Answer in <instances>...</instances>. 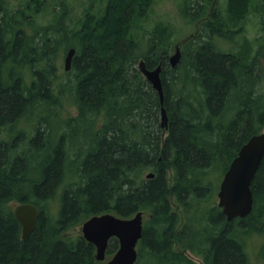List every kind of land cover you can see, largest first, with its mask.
Segmentation results:
<instances>
[{
	"label": "trees",
	"instance_id": "1",
	"mask_svg": "<svg viewBox=\"0 0 264 264\" xmlns=\"http://www.w3.org/2000/svg\"><path fill=\"white\" fill-rule=\"evenodd\" d=\"M151 2L0 0V135L10 131L0 139V264H104L71 228L94 214L137 211L149 218L135 264H197L186 250L203 264H252L246 239L264 234V155L246 217L226 220L216 197L222 176L213 174L223 175L240 146L264 128V0H226V15L216 7L182 45L175 67L170 26H146ZM194 11L192 19L204 15ZM250 12L263 32L256 47L244 35ZM217 39L231 46L220 49ZM69 47L73 70L61 75L55 56ZM141 58L147 68L161 63L166 130L159 96L137 67ZM66 93L74 116L51 130L37 115L30 136L14 131L37 109L50 114ZM11 202L38 207L25 239ZM117 247L110 238L106 257ZM259 254L264 264V250Z\"/></svg>",
	"mask_w": 264,
	"mask_h": 264
},
{
	"label": "water",
	"instance_id": "2",
	"mask_svg": "<svg viewBox=\"0 0 264 264\" xmlns=\"http://www.w3.org/2000/svg\"><path fill=\"white\" fill-rule=\"evenodd\" d=\"M184 41V40H183ZM182 40L180 43L183 42ZM173 53L168 61L171 67L177 66L181 56L178 43L174 44ZM74 47H70L63 58L64 70H69ZM137 67L147 82L157 92L160 100L159 125L167 128V114L163 105V87L160 77L161 63L147 68L144 59L137 62ZM264 67V66H263ZM264 155V128L250 136L231 160L223 173L216 193L217 205L227 221L249 215L253 207L251 182ZM153 172L145 177H153ZM38 207L32 202H20L13 206L15 219L21 225V237L25 239L34 229L38 216ZM143 211H137L130 217L117 216L110 212L94 214L81 223V234L95 246V259L104 264H135L137 260V242L143 229ZM115 237L118 247L106 258V248L110 238Z\"/></svg>",
	"mask_w": 264,
	"mask_h": 264
},
{
	"label": "rangeland",
	"instance_id": "3",
	"mask_svg": "<svg viewBox=\"0 0 264 264\" xmlns=\"http://www.w3.org/2000/svg\"><path fill=\"white\" fill-rule=\"evenodd\" d=\"M186 0H152L150 3L148 10L146 9V14H147V22L146 26H153L155 22H161V21H166V23L170 26L171 31L173 33V36L171 37V48H170V54L171 52L173 53L172 46L175 41L176 43H180V41L185 38L192 30H193V23L190 22L187 17H185V12H186ZM226 0H217V8L221 9L225 15H226ZM47 19H49L48 16L46 17H38L39 22H47ZM245 27H244V35L247 36L248 39L252 40V43L256 47L257 45L260 44V40H258V36L263 35L262 30H261V23L259 20L258 16L253 15L252 12L248 14L245 18ZM145 34H140V49L144 51L145 49ZM237 39H240L243 37V34H239L236 36ZM218 47L220 49H228L229 46H231L228 42H223L222 40L216 41ZM141 51V52H143ZM140 52V53H141ZM61 53V54H60ZM65 52L64 51H59L58 52V64H59V73L62 75L63 72L66 73L63 69V58H64ZM61 62V63H60ZM62 64V66H61ZM263 65H264V59H263ZM64 70V71H63ZM60 80H64V78H60ZM69 94L66 93L64 95V98L60 101V103L56 106V108L52 109L50 114L46 112L45 109H39L37 110L36 114L33 115V113L28 114V116H25L20 120V123H17L15 126L14 131L16 130H25L30 136L33 133L34 127L38 122L37 115L44 119H48L49 124H47L51 130L54 128L58 127L59 122L61 120H65L68 117L74 116L76 113V110L74 106H72V100L68 98ZM52 104V103H51ZM50 104V105H51ZM54 113V114H53ZM51 117V118H50ZM57 118V119H56ZM61 118V119H60ZM60 119V121H59ZM34 121V122H33ZM24 124V125H23ZM43 125V123H42ZM34 126V127H32ZM54 127V128H53ZM9 130L2 131L0 135V139L5 138L9 134ZM41 141H37L34 146H40L42 147V143H39ZM40 150V149H39ZM69 166L67 167V169ZM150 172V171H149ZM222 171L221 170H216L214 172V178L219 181L220 177L222 176ZM68 181H70L67 178ZM62 187L60 186L58 188V192L55 196V199L51 202V211H57L58 206H59V193L61 192ZM11 204L14 206L16 205V202H11ZM143 222L147 220L148 217V212H144L143 214ZM71 234H78L82 233L81 232V224L74 226L71 228L70 231ZM246 244L248 249L250 250L251 253V263L252 264H262V260L259 258L258 255L260 251L264 250V234L259 235V234H250L248 235L246 239ZM187 254L197 263V264H203L201 259H199L198 256L190 253L189 251H186ZM109 258V257H106ZM104 263V262H103Z\"/></svg>",
	"mask_w": 264,
	"mask_h": 264
},
{
	"label": "flooded vegetation",
	"instance_id": "4",
	"mask_svg": "<svg viewBox=\"0 0 264 264\" xmlns=\"http://www.w3.org/2000/svg\"><path fill=\"white\" fill-rule=\"evenodd\" d=\"M185 4H186L185 17H187V19H189L190 22H194V23H193V30L185 38L182 39V41L184 40L182 43H178V45L180 46L181 51H182V45L184 43H186L190 38H195L199 34V31H200V29L202 27V23L204 21H206L210 17V15L213 12V10L217 7V0H209V2H207V0H205V3H202V2H200L198 0H194L193 2L191 0H186ZM194 7H196L197 9L203 10L204 11V15L203 16L199 15L197 17V19L196 18L192 19L193 13H195ZM176 42L177 41H175L174 44ZM174 44H173V48H174ZM173 48H172V50H173ZM70 68H71V66H70ZM70 68H69V70H70ZM69 70H67V72Z\"/></svg>",
	"mask_w": 264,
	"mask_h": 264
},
{
	"label": "bare ground",
	"instance_id": "5",
	"mask_svg": "<svg viewBox=\"0 0 264 264\" xmlns=\"http://www.w3.org/2000/svg\"><path fill=\"white\" fill-rule=\"evenodd\" d=\"M31 2V1H30ZM4 4V3H3ZM33 5V4H32ZM47 5V4H46ZM3 6V5H2ZM8 6V5H7ZM6 7V6H5ZM4 7V8H5ZM46 7V6H45ZM62 7V6H61ZM48 9V8H47ZM7 10V9H6ZM41 10H42V8H41ZM44 11V10H43ZM38 12V11H37ZM4 13V12H3ZM85 16H87V15H85ZM85 23V22H84ZM88 25V24H87ZM21 43V42H20ZM23 43V42H22ZM21 43V44H22ZM28 44V43H27ZM23 45V44H22ZM41 46V45H40ZM23 47V46H22ZM56 48V47H55ZM68 50V49H67ZM136 50V49H135ZM26 51V50H25ZM55 51V50H54ZM56 51H58V50H56ZM155 51V50H154ZM138 52V51H137ZM27 54V53H26ZM48 54V53H47ZM61 54V53H60ZM138 54V53H137ZM50 55V54H49ZM55 55H57L56 53H55ZM74 55V54H73ZM55 57H58V56H55ZM36 58V57H35ZM51 58V57H50ZM235 59V58H234ZM56 60V59H55ZM57 60H58V58H57ZM77 60V59H76ZM33 61V60H32ZM52 61V60H51ZM121 62V61H120ZM40 63V62H39ZM61 63V62H60ZM37 65V64H36ZM54 66V65H53ZM61 66H62V64H61ZM84 66V65H83ZM47 68V67H46ZM24 69V68H23ZM25 70V69H24ZM73 70V69H72ZM72 70H69V71H72ZM31 71V70H30ZM56 71V70H55ZM64 71V70H63ZM86 71V70H85ZM25 72V71H24ZM27 72V71H26ZM32 72V71H31ZM45 72V71H44ZM69 73V72H68ZM235 73V72H234ZM82 74V73H81ZM126 74V73H125ZM192 75V74H191ZM48 76V75H47ZM50 76V75H49ZM33 77V76H32ZM72 78V77H71ZM190 83V82H189ZM259 83V82H258ZM85 90V89H84ZM257 91V90H256ZM128 92V91H127ZM141 96V95H140ZM106 97V96H105ZM134 97V96H133ZM263 98V97H262ZM142 99V98H141ZM151 101V100H150ZM104 103V102H103ZM152 107V106H151ZM113 108V107H112ZM140 108V107H139ZM34 110V109H33ZM38 110V109H37ZM131 110V109H130ZM51 111V110H50ZM34 112V111H33ZM111 112V111H110ZM54 114V113H53ZM28 116V115H27ZM87 117V116H86ZM51 118V117H50ZM57 119V118H56ZM61 119V118H60ZM60 119H59V121H60ZM86 120V119H85ZM46 121V120H45ZM88 121V120H87ZM34 122V121H33ZM46 122H48V121H46ZM20 123V122H19ZM140 123V122H139ZM49 124V123H48ZM24 125V124H23ZM42 125V124H41ZM88 126H90V125H88ZM109 126V125H108ZM91 128V127H90ZM63 129V128H62ZM74 129V128H73ZM67 130V129H66ZM125 130V129H124ZM87 131H88V129H87ZM109 131V130H108ZM132 133V132H131ZM131 133H130V136H131ZM67 134V133H66ZM133 134V133H132ZM97 135V134H96ZM122 136V135H121ZM20 137V136H19ZM88 137H89V135H88ZM118 137V136H117ZM83 139H85L84 137H82ZM78 139V138H77ZM129 139V138H128ZM80 140V139H79ZM65 141V140H64ZM25 142V141H24ZM98 142V141H97ZM132 142V141H131ZM49 143V142H48ZM90 145V144H89ZM219 145V144H218ZM92 146V145H91ZM24 147V146H23ZM69 148V147H68ZM88 148V147H87ZM83 152V151H82ZM87 156V155H86ZM234 157V156H233ZM21 158V157H20ZM164 159V158H163ZM93 163V162H92ZM199 163V162H198ZM97 168V167H96ZM49 169V168H48ZM62 169V168H61ZM94 169V168H93ZM144 171H146V170H144ZM136 172V171H135ZM132 173V172H131ZM138 174V173H137ZM36 175V174H35ZM85 176V175H84ZM141 176V175H140ZM145 176V175H144ZM258 178V177H257ZM61 179H62V177H61ZM126 180V179H125ZM130 181V180H129ZM168 183V182H167ZM141 184V183H140ZM55 186V185H54ZM57 187V186H56ZM88 188V187H87ZM130 190V189H129ZM179 192V191H178ZM38 196V195H37ZM165 198V197H164ZM187 200V199H186ZM144 204V203H143ZM171 206V205H170ZM176 212V211H175ZM180 216V215H179ZM257 216V215H256ZM174 222V221H173ZM207 222V221H206ZM187 251V250H186Z\"/></svg>",
	"mask_w": 264,
	"mask_h": 264
}]
</instances>
